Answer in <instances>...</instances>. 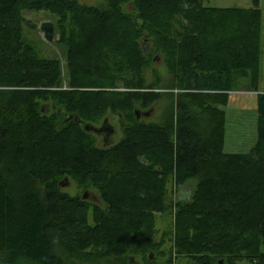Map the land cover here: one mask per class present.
I'll return each mask as SVG.
<instances>
[{"label":"trees","instance_id":"16d2710c","mask_svg":"<svg viewBox=\"0 0 264 264\" xmlns=\"http://www.w3.org/2000/svg\"><path fill=\"white\" fill-rule=\"evenodd\" d=\"M127 1L0 0V264H137L135 254L155 264L150 253L166 237L165 264H264V92L247 152L225 150L219 106L243 81L259 90V0H133L134 12ZM28 10L57 16L65 76L58 56L25 40ZM155 51L166 55L164 86L185 91H156L157 75L148 82ZM163 96L160 121L137 118L136 105L144 111ZM108 110L123 115L124 135L99 146L84 125ZM69 114L82 122H66ZM65 177L97 189L105 206L64 191ZM167 210L173 225L160 241L156 214Z\"/></svg>","mask_w":264,"mask_h":264},{"label":"rangeland","instance_id":"374dc122","mask_svg":"<svg viewBox=\"0 0 264 264\" xmlns=\"http://www.w3.org/2000/svg\"><path fill=\"white\" fill-rule=\"evenodd\" d=\"M82 4L95 5L103 7L106 5V0H79ZM204 3L209 6L217 7H251L254 5V0H204ZM259 6L262 10L261 17V61H260V86L259 90H254L249 86L245 81L241 82L240 85L236 86L234 89L229 90L228 94L231 96L228 103L225 105H219L222 109L225 110L226 118V144L225 150L227 152H247L249 151L255 142L257 141V111L255 106V96L257 93L264 92V0H259ZM123 7L128 12L135 11L134 1H127L123 3ZM25 21L23 22L24 26V37L25 40L30 43L41 56L46 57H55L58 56L62 60V74L65 76L66 67H65V51L64 47L60 42V32L59 28L55 27V38L52 42H48L44 38V32L41 30V25L45 21H52L55 26L58 21L57 16L51 14L48 11H37V10H28L24 13ZM59 25V24H57ZM150 39V38H149ZM147 52L153 49V40L150 39V45L147 44ZM152 65L147 69L148 82H152L155 76H161L163 78L159 87L155 88L156 91H162L165 93L175 92L180 93L185 90L174 87L169 88L164 86V84L169 83L170 71L166 63V55L161 51L151 52ZM69 86L64 77L63 85L60 89H68ZM191 91H197L199 93H211L219 94L223 90L217 89H191ZM167 96H163L160 100L155 102L151 108L149 115H142L140 118H143L146 121H160L162 114H164V107L166 106ZM217 104H214L216 106ZM141 107V106H140ZM139 105H136L135 109L140 108ZM144 110H149L148 108H141ZM105 118L109 119L110 124L115 128L114 133L110 136L108 145H112L120 141L123 137L122 121L124 117L120 113H114L111 110H108L106 116L102 118L101 122L97 125H101ZM97 144L99 146H104L107 142L104 140L103 136L96 135ZM196 181L193 180L190 182V186L194 187ZM62 189L70 194L84 195L85 191H89L87 200L93 204H98L102 207L105 206L104 201L101 199L100 193L95 188H84L80 186L72 178H68L67 183L62 186ZM170 199H174L179 193L174 186L170 185ZM186 191V188L183 192ZM181 192V190H180ZM92 220V215H90ZM155 225L158 230L156 239L162 240L165 231H171L173 225V216L167 210L165 212H158L156 214ZM164 244L161 247V250L151 252L152 260L155 264H165L166 260L169 257V252L171 249L172 242L166 237ZM150 253V254H151ZM135 263L145 264L146 261L143 256L134 255Z\"/></svg>","mask_w":264,"mask_h":264},{"label":"water","instance_id":"95a60500","mask_svg":"<svg viewBox=\"0 0 264 264\" xmlns=\"http://www.w3.org/2000/svg\"><path fill=\"white\" fill-rule=\"evenodd\" d=\"M41 30L44 32V38L46 41L48 42H52L55 38V24L52 21H45L42 23L41 25ZM147 44L150 45V39L146 36V34H144V37L142 38V46H143V50L144 52H147L148 48L146 47ZM151 112V109L149 110H139L138 108L135 109V113L137 115V118H140L142 115H149ZM71 119H75L77 122L81 123L82 120L79 117L78 114H69L65 117V121H69ZM84 129L88 132H93L97 135H101L103 136L104 140L106 141L107 139L110 138V136L114 133L115 128L112 124H110L109 119L105 118V120L103 121V123L99 126L92 124V123H86L84 125ZM108 144V141H106ZM68 181V177H65L60 185L64 186ZM89 195V191L86 190L83 198L87 199V196ZM152 256V253L150 254V257Z\"/></svg>","mask_w":264,"mask_h":264},{"label":"flooded vegetation","instance_id":"af4514ba","mask_svg":"<svg viewBox=\"0 0 264 264\" xmlns=\"http://www.w3.org/2000/svg\"><path fill=\"white\" fill-rule=\"evenodd\" d=\"M106 141H109V139H107Z\"/></svg>","mask_w":264,"mask_h":264}]
</instances>
